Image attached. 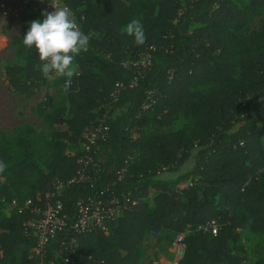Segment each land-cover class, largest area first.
<instances>
[{
	"label": "trees",
	"instance_id": "16d2710c",
	"mask_svg": "<svg viewBox=\"0 0 264 264\" xmlns=\"http://www.w3.org/2000/svg\"><path fill=\"white\" fill-rule=\"evenodd\" d=\"M62 2L90 37L88 50L75 57L70 87L66 77L55 78V95L45 93L37 105L44 132L26 124L0 130L2 194L21 204L34 201L50 180L73 178L79 133L108 108L107 137L94 158L99 170L59 198L68 222L78 198L102 189L123 208L106 233L76 236L73 264H138L147 232L169 243L206 221L218 225L216 234L185 236L176 264H243L242 230L257 234L247 264H264V19L247 33L249 20L264 15V0ZM132 19L143 25V45L122 31ZM141 51L149 64L140 74L122 67ZM24 52L25 63L6 71L19 93L44 78L36 49ZM116 83L123 87L112 98ZM149 91L155 101L142 110ZM180 118L189 123L170 130ZM189 160L188 170H179ZM30 217L25 209L7 216L0 210V264H33L23 225ZM71 235L67 230L50 245Z\"/></svg>",
	"mask_w": 264,
	"mask_h": 264
},
{
	"label": "built area",
	"instance_id": "2783aa9c",
	"mask_svg": "<svg viewBox=\"0 0 264 264\" xmlns=\"http://www.w3.org/2000/svg\"><path fill=\"white\" fill-rule=\"evenodd\" d=\"M149 64V53L139 52L134 58L122 63V67L129 66L134 74H140L142 68ZM129 86L135 84V78L129 81ZM121 83H116L110 97L114 98L116 93L122 89ZM155 101V94L152 91L147 93L141 105L142 110H147ZM108 108L99 113L94 123L86 124L82 127L78 136L77 147V168L75 176L68 180L52 179L47 182L34 201L25 199L18 204L15 199H10L8 208L10 210L25 209L31 217L23 223L24 232L32 241L33 264H56L57 258L62 257L64 264H73L76 257V236L95 231L107 232L108 224L114 222L120 215L123 205L118 196L105 189L95 192L93 195L78 198L75 203V213L71 221H67L65 208L59 198L63 189L72 182H84L88 180L89 173H96L99 168L94 163V158L99 149V143L107 137L109 119ZM73 155L75 151H69ZM124 169H120L117 178L120 179ZM218 225L213 221H206L195 227L186 226L174 237V242L183 247V238L193 232L201 231L215 235ZM70 230L72 235L65 242L58 243L53 247L56 237ZM52 252L51 257H47Z\"/></svg>",
	"mask_w": 264,
	"mask_h": 264
},
{
	"label": "rangeland",
	"instance_id": "374dc122",
	"mask_svg": "<svg viewBox=\"0 0 264 264\" xmlns=\"http://www.w3.org/2000/svg\"><path fill=\"white\" fill-rule=\"evenodd\" d=\"M51 3L65 6L62 0H49L46 3L42 0H0V130L6 133H10L12 128L22 124L33 127L35 132H44L37 114V105L42 101L45 93L51 96L55 95L57 85L55 74L50 73L48 77L44 76L36 85L30 84L28 92L19 93L7 83L6 71L9 67L21 66L25 63L24 47L26 46L23 44V36L29 29L31 21L42 20L44 11L54 10ZM263 16L261 14L254 15L249 20L247 33L261 27ZM188 123L189 120L180 118L174 121L169 128L170 130L178 129ZM191 162L189 160L179 170H188ZM163 176L165 177L166 174ZM189 183L186 181L176 189ZM4 185L3 177L0 176V210L7 216L10 212L8 208L10 199L1 192ZM239 233V245L243 247L246 256L243 264H247L251 261V249L256 242L257 234L243 230ZM159 236L160 234L153 232L145 234L139 244L138 264H176V261L182 256L184 245L180 247L174 242V239L169 243L159 240ZM233 252L235 253V251ZM120 253L124 254L123 251Z\"/></svg>",
	"mask_w": 264,
	"mask_h": 264
},
{
	"label": "clouds",
	"instance_id": "9594fccd",
	"mask_svg": "<svg viewBox=\"0 0 264 264\" xmlns=\"http://www.w3.org/2000/svg\"><path fill=\"white\" fill-rule=\"evenodd\" d=\"M53 11H44L43 19L30 22V27L23 36V44L35 48L42 63L41 71L45 77L54 73L56 78L66 77L65 89L70 87L71 78L78 74L74 66L75 57L88 50L90 37L84 34L68 6L51 3ZM134 37L137 45L146 41L143 25L139 19H132L123 29ZM5 165L0 162V172Z\"/></svg>",
	"mask_w": 264,
	"mask_h": 264
}]
</instances>
